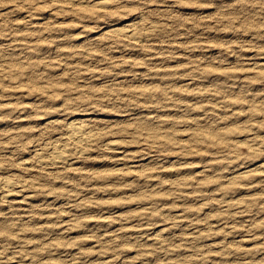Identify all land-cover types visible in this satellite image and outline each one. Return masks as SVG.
Listing matches in <instances>:
<instances>
[{"label":"rangeland","instance_id":"rangeland-1","mask_svg":"<svg viewBox=\"0 0 264 264\" xmlns=\"http://www.w3.org/2000/svg\"><path fill=\"white\" fill-rule=\"evenodd\" d=\"M73 1L0 0V264H264V0Z\"/></svg>","mask_w":264,"mask_h":264},{"label":"bare ground","instance_id":"bare-ground-1","mask_svg":"<svg viewBox=\"0 0 264 264\" xmlns=\"http://www.w3.org/2000/svg\"><path fill=\"white\" fill-rule=\"evenodd\" d=\"M79 3H82V2H79ZM105 3H108V2H105ZM136 28H134L132 30H130V29L129 30L128 29L124 30L123 34L125 36H128L127 38L130 37V39L134 38V39L137 40V39H140V38H144L143 37L144 35H141V33L138 32V30ZM68 128H69L68 129L69 133H68L66 139H64V140L62 139L63 140L62 141L63 144L62 145H58V144L54 145V148H53V151H52V162L53 163H62V162H65V164L67 163L66 160L68 159L67 158L68 155H66L65 151H66V148L68 146H72L73 148H75L76 150L80 151V153H81V152H86L87 150H90L95 145V139L97 140V135L95 137V134H93L92 130H90L89 127L86 126L84 123L82 124V123H78V122H71L68 125ZM58 143H60V142H58ZM113 143H116V142L107 141L105 143V145H106V147H111L113 145ZM114 146H112V147L114 148ZM39 157H40V155H39ZM21 164H23V163H21ZM48 165H50V164L48 163ZM48 165H47V167H49ZM52 165H50V166H52ZM60 165H62V164H60ZM53 166H55V165H53ZM57 166H58V164H57ZM43 167L45 168L44 165H43ZM15 182L16 181H13L10 177L9 178L8 177L0 178V193H3L2 195H4L3 197H5V199L6 198L10 199V197L12 196V194L14 192H15L14 194H16V192H17L16 188L18 187V185H17L18 183L16 184ZM22 184H23V182H22ZM20 187H22V186H20ZM18 191H19V193L21 192V190H18Z\"/></svg>","mask_w":264,"mask_h":264}]
</instances>
